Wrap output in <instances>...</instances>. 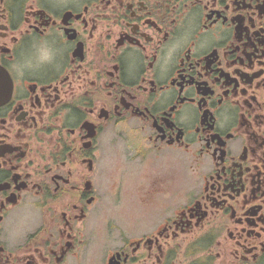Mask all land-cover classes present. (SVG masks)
I'll use <instances>...</instances> for the list:
<instances>
[{
    "label": "flooded vegetation",
    "instance_id": "flooded-vegetation-1",
    "mask_svg": "<svg viewBox=\"0 0 264 264\" xmlns=\"http://www.w3.org/2000/svg\"><path fill=\"white\" fill-rule=\"evenodd\" d=\"M0 264H264V0H0Z\"/></svg>",
    "mask_w": 264,
    "mask_h": 264
},
{
    "label": "rangeland",
    "instance_id": "rangeland-1",
    "mask_svg": "<svg viewBox=\"0 0 264 264\" xmlns=\"http://www.w3.org/2000/svg\"><path fill=\"white\" fill-rule=\"evenodd\" d=\"M114 136V139H115V143H114V154L115 155H120V154H123L125 153V145H124V135H121L119 133H116L113 135ZM123 158L121 157H115V161H114V169L116 168H122V165H123V161H122ZM121 171H115V175H119ZM161 175H164V174H167L168 176L170 174H173L175 175V179H176V182H175V186L177 188L180 187V185L183 183L184 181V173L182 171V168L179 166V165H168L167 164H163V167H162V171L159 172ZM170 181L167 180V182L165 183L166 187L168 188L170 186ZM114 213L115 215L119 216V214L114 210Z\"/></svg>",
    "mask_w": 264,
    "mask_h": 264
}]
</instances>
